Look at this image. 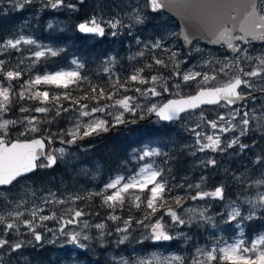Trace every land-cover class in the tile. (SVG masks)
Instances as JSON below:
<instances>
[{
  "label": "snow or ice",
  "instance_id": "1",
  "mask_svg": "<svg viewBox=\"0 0 264 264\" xmlns=\"http://www.w3.org/2000/svg\"><path fill=\"white\" fill-rule=\"evenodd\" d=\"M12 2L13 8L23 9L33 4L34 0ZM41 4L43 8L55 11L77 10V4L71 0H41ZM124 8L123 16L115 14L110 18L97 12L80 22L77 30L85 36L99 38L106 35L118 37L123 34L122 29H128L127 34L132 35V28L145 23L148 13H159L161 17L171 13L182 21L183 26L179 32L167 33L169 41L179 40L182 36L183 41L191 45L194 40L198 42L205 39L221 46L231 55L216 58L213 74L209 75L198 63H189L188 57L181 58L179 51L173 50V44H166L164 35L150 42L136 38V43L143 47L128 59L131 61L136 57H144V49H147L150 62L145 61L140 67H133L132 72L126 76H114L111 69L105 68L110 81L106 85H96L87 76L81 75L79 69L83 64H79L76 59L71 61L72 65H76V70L49 72L43 67L45 63L51 62L47 57H57L63 49L54 50L52 47L37 45V48L27 47L22 50V45L37 44L36 40L24 35L0 44V53H6L9 57L8 60L0 58V264H5V257L6 264H31L29 256L22 249L28 245L35 247L32 240L39 244L45 238L44 232H50L54 237L64 236L67 244L80 249L88 247L82 241L93 238L90 234L92 229L98 231L99 238L111 236L115 232L119 236L115 241L117 246L125 244L136 230H140L138 243L187 242L192 237L183 231V227L191 228L195 225L200 228L206 224L218 227V222L208 213L212 201L221 202L224 211L216 213V216L228 225L232 222L251 221L256 209L264 208V191H261L264 189V149L249 162L251 167H246L242 172L224 169L238 189L235 199L228 198L226 203L224 183L208 190L207 177L203 174L195 181L185 176L182 182L173 183L175 177L165 178L166 169L154 160L144 163L138 171L134 170L128 175L117 173L110 176L98 191L57 195L48 190L37 199L13 197L14 190L20 192L29 189V174L38 168L55 166L58 162L57 153L64 155L65 148L52 149L57 136H69L70 139H62L60 142L75 144L78 140L107 132L110 127L134 122L125 118L126 113L132 116L140 113L141 119L145 113L154 114L159 121L187 123L191 114L199 109L200 122L188 129L196 138V147L191 152L193 156L197 152L238 156L257 144L255 139L251 144L245 143L243 137L258 133L260 139L264 140V46L256 48L253 44L254 41L264 42V0H128ZM124 16L130 24L125 23ZM48 27L52 28L53 25L49 23ZM13 51L21 53V58L15 64L10 63ZM23 52L30 53L31 57L26 67H22ZM257 52L258 55L254 54ZM206 63L211 64L212 61ZM154 65L166 71L155 70ZM34 71L42 74L29 75L17 91L12 82ZM145 72L149 75H144ZM221 79L224 82L217 83ZM84 81L88 82L89 91L77 98L73 92ZM41 85L54 86L64 91L50 95L49 90L38 87ZM145 85L150 86L142 87ZM188 85L196 88L195 94L180 95ZM14 92L16 105L13 104ZM165 93L179 98L168 99L162 104L153 102L152 98ZM89 99L95 101L91 107L83 103ZM25 100L37 102L39 106L25 107L20 103ZM61 101L70 103L65 107ZM101 101L111 103L102 104ZM205 105L227 111L209 120L202 108ZM13 108L19 113H39L44 116L40 118L29 114L16 119L4 118V114ZM69 112L76 114L75 117L66 118L72 121L71 128L32 138V134L49 132L45 125L52 124L62 113ZM97 113L111 117V121L96 116ZM205 123L213 130L211 134L196 130ZM17 128L19 131L15 135L23 136L24 139L12 137L11 133ZM166 155L157 146L141 149L136 153V158L145 161L146 158ZM163 163L166 164L167 160ZM200 163L206 169L218 166L215 156L201 159ZM168 171L170 175V169ZM245 192H251L255 199L244 196L241 201L240 197ZM31 196L36 197L37 193L31 190ZM95 198L100 199L102 207L110 210L102 220L115 222L114 228L105 222L91 223L84 219L93 214L79 206L78 202L87 203ZM189 202L196 204L193 206ZM242 204L249 207L242 209ZM118 210L127 215L115 214ZM94 215L100 216V213ZM49 221H54L56 226L49 227ZM22 228L26 232H22ZM25 234H30L32 240L21 241L17 238ZM254 234L257 238L248 241L250 246L243 238L229 243L231 237H215V247L197 246L195 254L189 251L183 255L165 256L152 252L150 256H113L112 259L113 264H264V248L260 247L264 245V230Z\"/></svg>",
  "mask_w": 264,
  "mask_h": 264
},
{
  "label": "rangeland",
  "instance_id": "2",
  "mask_svg": "<svg viewBox=\"0 0 264 264\" xmlns=\"http://www.w3.org/2000/svg\"><path fill=\"white\" fill-rule=\"evenodd\" d=\"M75 3V1H71ZM128 3V0H119L115 3V7L113 11L106 10L103 12V15L106 17H111L112 15L119 14L121 16L124 15L125 11V4ZM76 4V3H75ZM78 6V4H77ZM98 6H101V3H98ZM12 10L13 12L21 11L24 13H28L29 18L36 20V18H41L44 16L45 11L51 9H45L42 7L41 0H34V3L31 5H26L23 9L13 8L12 0H0V15L5 14ZM56 14L59 12H66L71 13L72 11L66 10H59L55 11ZM97 12H100V8ZM26 15V14H25ZM29 18L24 19L23 21H17L16 24H20V32L16 34L15 37L19 35H24L26 38H31L36 40L37 44L32 46H21V49L31 47L37 48V45L40 46H48L55 49H63L61 53H63L67 46H59L57 35L60 32L61 23L58 21V18H46L45 19V26H46V34L45 38L37 37L34 35L36 27H32V22ZM125 23L130 24V21L124 16ZM51 23L53 25L52 28H49L48 25ZM156 21H154V26L151 23L150 18L147 15V19L145 23L141 25H136L132 28V35H128V29H122V38L124 41V51L122 53L116 48V55L109 58L108 60L104 61L103 67L111 69L113 75H120L119 64L122 60H126V62L132 66L133 63H139L140 60L143 58L136 57L134 60H129L128 57L133 55L134 53L138 52L143 45H138L136 43V38L143 42H150L152 40L159 39L161 35L165 36L166 44H173V50H178L180 53L181 58L188 57L189 63H198L202 70H207L209 75L213 74L212 69L215 67L216 58H223L225 55H228L226 51L221 49H211L206 46H203L201 43H196L192 49L185 50L181 45L180 40H172L169 41L167 38V33L170 32H179L177 28V24L173 21L167 20L164 18L162 23L159 25H155ZM155 28L158 29L159 33L155 32ZM14 37V38H15ZM119 37V36H118ZM117 38V37H116ZM11 39V38H9ZM7 40V39H5ZM47 40V41H45ZM180 43V45H179ZM2 44V43H0ZM256 48H260L261 46H255ZM184 49V51H182ZM146 55H150L147 49H144ZM114 52V51H113ZM61 53L58 55L60 56ZM157 53L159 54L158 50ZM189 54H191L189 56ZM254 54H259L254 53ZM0 58H4L6 60L9 59L6 53H0ZM21 58V53L13 51L10 58V63L15 64V62ZM24 58V65L22 67H26L30 61V53L23 52ZM55 57H47L48 61H51ZM45 58H42L44 60ZM111 61V63H109ZM207 61H212L211 64L206 63ZM74 69L76 70V65H74ZM187 67V65H184ZM44 68L47 71H50L49 67L44 64ZM7 70V69H6ZM61 70V69H60ZM63 70H70V69H63ZM107 73V72H105ZM36 74H42L40 72H32V73H25L20 79L22 82L19 85H14L15 89L18 91L20 85L29 78V75L34 76ZM108 74V73H107ZM224 80L221 79L217 83H223ZM194 84V82H193ZM41 90H51L54 86L48 85H41L38 86ZM188 88H194L193 85H188ZM49 90V91H50ZM172 95V94H171ZM181 95V94H180ZM16 96V92L13 93V97ZM174 96V95H173ZM178 97V96H174ZM153 102L162 104V97H154L152 98ZM29 101V100H26ZM34 102V101H30ZM22 103L25 107H27V103ZM143 103V101H141ZM33 103L31 104V106ZM227 109L219 108V107H212V108H204L205 116L207 119L211 120L216 117L218 113L226 112ZM200 110H196L195 113L191 114L190 118L188 119L187 123L185 122H178L172 124H161L158 119L151 120L153 127L149 129H153L158 131L157 140H148V144L142 145L139 149H134L133 151L129 152V158L126 161H121L119 167L122 168V171H114V172H107L103 168V166L97 160H94L93 157L89 153V147L79 146L73 150L65 148V153L63 156H58V162L54 166V170L57 172L56 174L51 172V168H42V171L37 174L36 176H32L27 178L29 183V189H24L20 192L13 191V197L19 198L23 196L25 199H37V197L48 190L54 191L57 195L63 193L64 195H68L70 192H86V191H98L103 187V184L108 180L110 176H114L115 174H123L128 175L132 173L134 170L138 171L139 167L143 166L144 163L150 162L154 160L160 167L166 169L164 173V177L171 179V177H175V180L172 181L173 183H180L182 182L183 177H187L189 180L195 181L198 180L201 174L207 177V189L211 190L215 186H219L221 183L226 185L225 189V202H227L228 198L235 199L237 194V186L232 182L230 177L226 175L224 169L228 168L231 172H242L246 167H251L250 161L255 159L257 154L261 153V150L264 149V140H261L259 134L252 135L250 134L247 137H243L242 140L245 143H252V140L255 139L257 141L256 146L252 147L251 150H246L244 154H240L238 156H229L227 153H200L197 152L195 156L191 155L195 144V136L188 130L191 127H194L196 123H199V116L198 113ZM17 114H27V113H19ZM34 114L38 116L39 113H28ZM104 118V114L101 113L99 115ZM152 114H144L143 119L151 118ZM19 117V116H18ZM130 114L126 113L125 118H129ZM4 118L10 119V112L4 114ZM88 119V118H84ZM72 121L68 120V123L65 125V128H71ZM112 127H110L111 129ZM109 129V130H110ZM129 133L131 128L128 127L126 129ZM197 131H206L208 134H211L213 130H211L210 125L202 124L201 128H197ZM19 131V128L13 130L11 133L12 137L24 139L23 136H16L15 133ZM140 132V129L137 130ZM42 133H35L32 134V138H37ZM145 133V129L143 130ZM228 135H231L229 133ZM94 136V135H93ZM67 139H70L69 136H63ZM163 137H166L163 139ZM159 146L161 150L166 153V156L162 157H154V158H146L145 161H139L136 158V153H138L141 149H147L149 147H157ZM191 146V147H190ZM59 148V147H58ZM64 148V147H63ZM232 150H229L231 152ZM208 156H215L218 160V166L215 168L209 167L204 168L203 165L200 163L201 159H206ZM179 162H175L178 160ZM164 160H167V163H163ZM170 169V175L169 171ZM218 185H217V184ZM31 190H34L37 193L36 197L31 196ZM264 191V189H261ZM244 196H252L255 199V196L252 195L251 192H245L241 195L240 200L243 201ZM2 198V197H0ZM191 205L195 206L196 202H189ZM203 203V202H200ZM212 207L208 209L209 215H211L214 220L218 222V227H213L212 224L203 225L200 228H197L193 225L191 228L183 227V231L192 237L191 240L184 242L183 240H176L172 241L169 244H165L164 242H150L144 241L143 243H138L137 241L140 240V230L133 231L129 240L123 244L117 246L115 241L119 239V236L113 232L111 236L105 235L103 238H99V233L96 229H92L90 234L92 235V239L89 241H82L88 245L86 249H80L77 246L67 244V238L64 236L54 237L50 232H44V239L39 243L36 244L30 234H25L17 237L21 241L25 240H32V243L35 244V247L32 245H28L22 251L29 256L31 264H113V256L119 258V256H123L125 258H133L136 256H150L152 252H156L158 254H163L165 256L170 254H185L187 252H191L195 254V247H204L205 245L208 248L215 247L213 240L215 237H221L228 239V242L231 243L235 240L243 238L248 246L250 243L247 241V233L249 225L252 226L254 233L264 230V219H261L264 216V208H257L255 211V215L253 220L248 221L244 220L240 223L232 222L231 225L225 224L223 220H220L216 213L223 212L224 208L222 207L221 202L219 201H212ZM78 205L84 207L88 212L92 213L93 215L85 217L84 219L89 220L91 223L96 222H105L106 224L110 225L112 228L116 226L115 222L102 220L103 217L106 216L107 212L110 211L101 206V202L99 198H95L94 200L88 201L85 203L84 201L78 202ZM91 205V207H89ZM31 207V204L28 205ZM63 207V206H60ZM242 209L248 208L249 205L242 204ZM23 210V209H22ZM135 211V210H133ZM96 212L100 213V216H95ZM117 215L126 216V212H120L119 210ZM244 215H247L246 212H243ZM139 215V213H136ZM49 227H55L54 221L47 222ZM78 230V229H77ZM179 230V229H177ZM22 232H26L23 228L21 229ZM256 235L253 234L251 240L256 239ZM264 248V245L260 246ZM79 248V250L77 249ZM15 255V254H12ZM101 259V261L98 260ZM5 264L7 258L5 257Z\"/></svg>",
  "mask_w": 264,
  "mask_h": 264
},
{
  "label": "trees",
  "instance_id": "3",
  "mask_svg": "<svg viewBox=\"0 0 264 264\" xmlns=\"http://www.w3.org/2000/svg\"><path fill=\"white\" fill-rule=\"evenodd\" d=\"M72 1V0H71ZM119 0H89L85 5L77 7V10L72 11L71 13L59 12L56 14L54 10L45 11L44 16L41 18H34V20L29 18L28 13H24L21 11L13 12L10 10L5 14L0 15V43H3L5 39L14 38L18 32H20V24H16L17 21H23L26 18L31 20L32 27H36L34 35L37 37L45 38L47 36L45 30V19L46 18H58V21L61 23V27L59 34L57 35L59 46H67V49L61 53L60 56H57L51 60L50 63H45L50 69V71H56L60 69H72L75 66L71 64L73 59H76L79 64H83V67L79 69L82 76H87L88 80L91 81L92 84L96 85H106L110 81L109 74L105 73L104 67L102 66L104 61L116 55V48L120 53L124 51V41L122 36L119 37H111L106 35L104 38L85 36L81 34L77 30V25L82 22L84 19L94 15L97 13L100 8V12H105L106 10L113 11ZM98 3H101V6H98ZM26 14V15H25ZM151 20L152 25L154 26V21H156V26L159 23L164 21V18L173 22V20L168 16L161 15H150L147 14ZM178 28V26H177ZM156 33L158 29H154ZM47 41V40H45ZM180 45V43H179ZM114 51V52H113ZM184 51V49H182ZM166 58V57H164ZM145 61L150 62V55H145L139 63H133L130 66L126 60H122L119 64L120 75L126 76L132 72L133 67H140ZM154 69L158 71H166L165 69H159L158 66L154 65ZM144 75H149V73L145 72ZM117 76V75H114ZM22 82L21 79L13 81L14 85H19ZM150 85H145L142 87H147ZM50 90V89H49ZM64 90L52 88L50 90V95L55 92H62ZM89 91L88 82L84 81L81 83L80 88L73 92V95L79 98L84 94V92ZM196 89L184 87L183 91L180 93L181 95H190L194 94ZM129 95H133V93H128ZM91 96V93H89ZM162 102H166L168 99L174 97L171 93H165L162 96ZM119 98V97H116ZM64 103L65 107L69 105L70 102L61 101ZM23 103H27V107L39 106L37 102L23 101ZM83 103L89 104V107L95 104V101L85 100ZM101 103H111V101H101ZM13 104L16 105L15 97L13 99ZM18 107V105H17ZM28 114V113H27ZM27 114H17L16 108H13L10 111V119H16L18 116L27 115ZM101 113H97L95 115H99ZM44 114H38L37 117L43 118ZM72 116L75 117L76 114L74 112L62 113L61 117H58L55 121H53L50 125H45L49 129V132H44L39 135L47 136L49 133H58L60 129L65 128V125L68 123L67 117ZM111 121V117H104ZM130 121H140L147 120L141 119L140 113L136 116H132L127 118ZM153 127L151 121L144 123H137L131 126L130 133H126L124 129L118 131L115 135H112L103 141H93L89 142V153L93 157L94 160L100 162V164L104 167L103 169L107 172L114 171H122V168L119 167L121 161H125L127 159V154L129 151L134 149H139L140 146L148 143V140H157L158 131L153 129H149ZM140 129V132L137 130ZM145 129V133L143 130ZM166 137H163L165 139ZM59 139H67L63 136H57L55 142ZM175 162H179L175 160ZM42 171V168H39L37 174ZM51 172L57 173L54 170V166L51 167ZM36 174V175H37ZM35 175V176H36ZM217 184V183H216ZM101 261L100 258H98Z\"/></svg>",
  "mask_w": 264,
  "mask_h": 264
},
{
  "label": "water",
  "instance_id": "4",
  "mask_svg": "<svg viewBox=\"0 0 264 264\" xmlns=\"http://www.w3.org/2000/svg\"><path fill=\"white\" fill-rule=\"evenodd\" d=\"M77 1H78L79 3H81L80 0H77ZM84 2H85V0H83L82 3H84ZM156 14H159V13H156ZM166 14H168V15L174 17V18L177 20V22L180 24V27L183 26V25H182V21H181L178 17L174 16V15L171 14V13H166ZM180 39H181L182 43L184 44V46H185L186 48H191L192 45H193V43L196 42V41L194 40L193 43H192L191 45H189V44H187V43H185V42L183 41V37H182V36L180 37ZM201 41H202L204 44H206V45H208V46H210V47H218V48L221 47V46H219V45L212 44V43H210L208 40H205V39H201ZM253 43H254V44H263L264 42L254 41ZM228 52H229V51H228ZM229 53H230V52H229ZM207 106H210V105H205V106H202V107H207ZM152 117H153V118H157L154 114H153ZM162 122H163V121H162ZM176 122H178V121H176ZM164 123H165V122H164ZM102 136H104V135H102ZM102 136L100 135V136H98V138H100V137H102ZM78 143H79V141H77L75 144H65V143H61L60 141L58 142L59 145L65 146V147H67V148H73V147H75ZM55 145H56V144H53V145H52V149H54ZM36 172H37V170H36L35 172L29 174V176L32 175V174H34V173H36Z\"/></svg>",
  "mask_w": 264,
  "mask_h": 264
}]
</instances>
